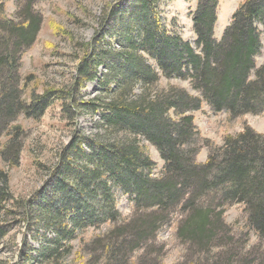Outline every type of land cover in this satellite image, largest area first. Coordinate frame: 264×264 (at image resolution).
<instances>
[{
    "label": "trees",
    "instance_id": "16d2710c",
    "mask_svg": "<svg viewBox=\"0 0 264 264\" xmlns=\"http://www.w3.org/2000/svg\"><path fill=\"white\" fill-rule=\"evenodd\" d=\"M0 0V241L17 219L34 221L55 232L39 251L58 258L63 238L83 226H108L87 245L99 246L90 264H120L153 242L179 212L178 237L192 254V264H264L260 250H245L226 225V208L244 205L248 232L264 240V134L246 126L213 146L204 163L197 161L193 113L207 102L231 119L264 112V65L257 67L264 40V0H246L235 12L221 41L215 38L219 0H199L193 15L196 48L168 29L161 13L164 0H117L102 18V32L81 45L76 76L69 88L35 84L19 75V60L34 45L43 25L38 0H26L20 21L10 20ZM119 38L114 48L106 37ZM102 71V72H101ZM101 73V74H100ZM190 81L198 92L161 78ZM99 81L102 97L80 98L87 84ZM139 92H136V90ZM60 102L67 115L101 113L103 133L94 139L77 134L36 200H18L10 170L21 164L26 131L20 116L40 119ZM5 138L4 143L1 142ZM143 139L165 162L161 176ZM119 193L135 202L130 217L117 209ZM11 219V220H10ZM249 239V238H248ZM214 248L224 252L214 254ZM147 252V251H145ZM147 253L138 264H162ZM0 264H7L0 261Z\"/></svg>",
    "mask_w": 264,
    "mask_h": 264
},
{
    "label": "rangeland",
    "instance_id": "374dc122",
    "mask_svg": "<svg viewBox=\"0 0 264 264\" xmlns=\"http://www.w3.org/2000/svg\"><path fill=\"white\" fill-rule=\"evenodd\" d=\"M246 0H219L218 19L215 26V38L221 41L225 31L232 23V18ZM199 0H164L161 5L162 18L169 30L179 33L182 38L196 48L197 35L194 29L193 15ZM4 10L7 17L20 21L19 12L26 5V0H5ZM117 0H38L34 9L42 16V29L32 47L19 60V75L22 80L32 77L33 83L25 92L29 99L35 84L39 93L46 85L57 88H69L76 76L79 58L83 56L81 45L92 43L102 32L101 21L104 15L117 6ZM114 48H119V38L106 37ZM257 67L264 65V40L261 54L256 58ZM102 72V71H101ZM101 74V73H100ZM169 83L178 85L193 95H198L190 81L162 77L160 86L166 88ZM136 92H139L137 89ZM99 81L87 84L80 91V98L92 100L102 97ZM197 135L194 147L199 150L197 161H207L213 146L223 147L228 136L242 133L246 126L259 134H264V112L259 115L247 114L237 119L223 112H215L205 102L201 110L193 113ZM26 131V140L21 154L19 167L10 170L11 189L18 200L32 202L52 177V172L60 164L64 149L75 135L80 134L90 139L103 133L101 113H79L76 117L67 115L60 102L52 105L40 119L20 116L16 122ZM6 139L3 137L1 142ZM156 164L155 175L161 176L165 162L160 151L143 139ZM0 168H5L0 156ZM135 208L133 198L119 193L117 209L123 217H130ZM242 204H233L226 208V225L233 230L236 240L245 241L243 254L256 251L264 255V240L254 231L248 232L247 214ZM179 212L171 216L170 222L157 233L153 242L132 252L124 263L138 264L147 253L150 258L161 256L162 264H192L191 253L178 237ZM11 220V219H10ZM2 219L0 218V222ZM11 233L0 241V261L7 264H90L88 252L98 255L99 246L91 245L97 237L103 236L108 226L100 223L95 227L83 226L68 239L63 238L58 258L45 259L39 251L47 244L46 240L55 239L53 230L34 221L17 219ZM249 238V239H248ZM88 252H87V251ZM214 254L224 252L214 248ZM147 251V252H145ZM191 254V255H190ZM216 259L214 260V262ZM214 262H212L214 264Z\"/></svg>",
    "mask_w": 264,
    "mask_h": 264
}]
</instances>
